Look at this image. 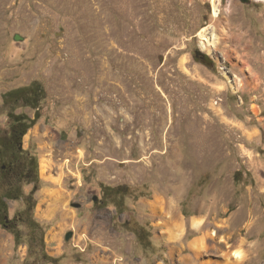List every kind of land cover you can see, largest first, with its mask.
<instances>
[{
    "label": "rangeland",
    "instance_id": "1",
    "mask_svg": "<svg viewBox=\"0 0 264 264\" xmlns=\"http://www.w3.org/2000/svg\"><path fill=\"white\" fill-rule=\"evenodd\" d=\"M36 82L46 97L24 148L41 182L31 215L10 225L19 246L0 225V264H174L150 206L183 179L185 245L198 216L250 237L245 264H264V0H0V136L2 94ZM59 178L71 196L50 216L39 196ZM8 206L11 219L25 204ZM31 217L51 263L32 255Z\"/></svg>",
    "mask_w": 264,
    "mask_h": 264
},
{
    "label": "trees",
    "instance_id": "2",
    "mask_svg": "<svg viewBox=\"0 0 264 264\" xmlns=\"http://www.w3.org/2000/svg\"><path fill=\"white\" fill-rule=\"evenodd\" d=\"M46 91L40 83L20 87L2 94L3 107L7 109L9 120L8 132L0 136V225L14 235L16 246H19V231H13L10 225L23 221L22 214L31 215L35 209L34 195L39 190L40 164L37 155L24 148V138L29 130L40 119V103L45 99ZM31 108L35 111L34 118L20 108ZM32 185L30 193H25V187ZM8 201H22L24 210L9 218ZM31 232L40 236V248L32 249V255L40 256L48 263L53 262L46 251L45 233L42 225L30 218ZM15 230V229H14ZM20 230V229H19Z\"/></svg>",
    "mask_w": 264,
    "mask_h": 264
},
{
    "label": "bare ground",
    "instance_id": "3",
    "mask_svg": "<svg viewBox=\"0 0 264 264\" xmlns=\"http://www.w3.org/2000/svg\"><path fill=\"white\" fill-rule=\"evenodd\" d=\"M218 11V7L215 6L214 12L216 16L219 13ZM201 37L210 44L215 43L212 38L206 36V32L201 34ZM49 167L50 165L45 162L41 163L43 173ZM51 183L52 187L43 190L39 196L40 204L38 210L54 216L55 214L62 213L67 208L68 198L71 195L65 189L61 178L52 180ZM184 184L185 179L175 188V198L165 201L157 199L150 206L153 215L160 218L161 225L168 229V256L174 261V264L176 263L175 256L177 253L182 264H245L251 262L253 260V257L251 258L252 252L246 250L250 237L245 239L240 233H226V230L229 228L227 223L220 226V228L222 227V233L206 231L205 219L198 216L192 217L190 225L198 236L185 245L184 237L185 233H187L186 227L188 224L186 219L178 214L176 201L182 192L181 190L184 188ZM68 217L67 213L62 214V221L65 224L68 221ZM70 218L73 220L75 216H70ZM57 236L58 234L54 232L50 234V237L53 239H56Z\"/></svg>",
    "mask_w": 264,
    "mask_h": 264
},
{
    "label": "water",
    "instance_id": "4",
    "mask_svg": "<svg viewBox=\"0 0 264 264\" xmlns=\"http://www.w3.org/2000/svg\"><path fill=\"white\" fill-rule=\"evenodd\" d=\"M242 1L243 2H248L249 0H242ZM199 55H202V61H203V63H205L207 65H211L213 63V60L209 57L208 54H205L202 51H198L197 52V57ZM71 237H72V233H69L66 238H67V240H69Z\"/></svg>",
    "mask_w": 264,
    "mask_h": 264
},
{
    "label": "crops",
    "instance_id": "5",
    "mask_svg": "<svg viewBox=\"0 0 264 264\" xmlns=\"http://www.w3.org/2000/svg\"><path fill=\"white\" fill-rule=\"evenodd\" d=\"M58 233V232H57ZM58 238H59V234H58V236H57V238L54 240L53 238H51V237H49V241L50 242H55V241H57L58 240ZM51 239V240H50ZM45 243H46V247H48V245H49V243H48V239H45Z\"/></svg>",
    "mask_w": 264,
    "mask_h": 264
},
{
    "label": "flooded vegetation",
    "instance_id": "6",
    "mask_svg": "<svg viewBox=\"0 0 264 264\" xmlns=\"http://www.w3.org/2000/svg\"><path fill=\"white\" fill-rule=\"evenodd\" d=\"M198 58L202 60V55H199Z\"/></svg>",
    "mask_w": 264,
    "mask_h": 264
}]
</instances>
